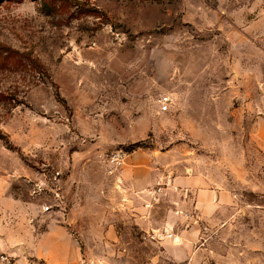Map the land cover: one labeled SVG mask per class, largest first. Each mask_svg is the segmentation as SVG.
Returning a JSON list of instances; mask_svg holds the SVG:
<instances>
[{
    "label": "rangeland",
    "instance_id": "374dc122",
    "mask_svg": "<svg viewBox=\"0 0 264 264\" xmlns=\"http://www.w3.org/2000/svg\"><path fill=\"white\" fill-rule=\"evenodd\" d=\"M263 134L264 0H0V256L13 264L54 225L101 264H189L119 206V150L198 165L231 193L176 221L196 226L192 264H264Z\"/></svg>",
    "mask_w": 264,
    "mask_h": 264
},
{
    "label": "crops",
    "instance_id": "0c3cea01",
    "mask_svg": "<svg viewBox=\"0 0 264 264\" xmlns=\"http://www.w3.org/2000/svg\"><path fill=\"white\" fill-rule=\"evenodd\" d=\"M262 137L264 138V134ZM156 162L158 163L156 156L148 151L136 150L127 153L119 169V206L128 208L126 213L136 223L137 230L165 231L172 234V237L156 240L155 243L163 246L164 253L170 260L182 262L187 259V262L192 264L201 254L199 248L195 255H192L197 243L189 233L196 226L181 229L176 225V221L194 219L192 213L190 215L185 212L187 206L192 205L198 209V213L205 214L224 204L232 203V195L212 186L208 176L199 170L198 165L190 163L184 166L183 170H179L172 162H165L161 166ZM172 191L176 193L177 198H173ZM159 203L166 205L164 217L150 210ZM147 204L150 206H146ZM116 231L113 229V232ZM128 243L130 241L127 240L123 243L122 253L129 248ZM31 255L34 259L25 260L22 264H89L91 261L93 264L104 263L98 258L85 259L77 240L62 225L50 226L44 231L38 237L37 246ZM124 260L123 264H127V258Z\"/></svg>",
    "mask_w": 264,
    "mask_h": 264
},
{
    "label": "built area",
    "instance_id": "2783aa9c",
    "mask_svg": "<svg viewBox=\"0 0 264 264\" xmlns=\"http://www.w3.org/2000/svg\"><path fill=\"white\" fill-rule=\"evenodd\" d=\"M160 108H161V111H166L169 109L170 107V102H171V97L169 96H164L162 97L160 100ZM127 155V152L123 151V150H119L117 152H115L111 158V161L114 162L115 164H117L120 168V166L123 164L124 162V159ZM146 206H150V204H147ZM151 233V236L152 238H159V239H162V238H165V237H172V234L168 233V232H165V231H162V232H150ZM0 264H13L12 260L10 259L9 256L5 255V254H2L0 256ZM89 264H93V262L91 261Z\"/></svg>",
    "mask_w": 264,
    "mask_h": 264
}]
</instances>
